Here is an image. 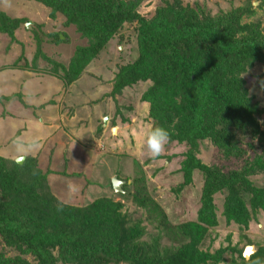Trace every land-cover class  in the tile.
<instances>
[{"label": "trees", "instance_id": "16d2710c", "mask_svg": "<svg viewBox=\"0 0 264 264\" xmlns=\"http://www.w3.org/2000/svg\"><path fill=\"white\" fill-rule=\"evenodd\" d=\"M30 1L45 6L52 18L61 15L63 26H74L85 40L66 64L53 62L48 72L65 83L79 79L110 40L130 44L135 56L116 66L109 93L147 84L140 98L149 105L150 130L164 127L170 133L167 144L187 146L177 168L182 180L170 189L181 195L197 171L200 197L194 219L173 223L135 162L122 191L108 183L115 194L142 207L144 218L105 196L86 205L64 203L34 155L18 163L0 154V245L17 252L6 256L0 250V264H28L26 256L36 264H264V243L245 232L234 243L214 245L219 217L240 230L264 219V110L244 77L255 65L264 68V13L254 18L257 9L264 12V0L215 14L197 0H160L147 15L138 10L144 0ZM23 20L0 11V33L14 40ZM125 24H134L131 39L121 34ZM50 35L66 41L62 34ZM101 125L96 137H103ZM204 140L225 159L239 160V167L204 164L196 156ZM240 244L254 246L248 259Z\"/></svg>", "mask_w": 264, "mask_h": 264}, {"label": "rangeland", "instance_id": "374dc122", "mask_svg": "<svg viewBox=\"0 0 264 264\" xmlns=\"http://www.w3.org/2000/svg\"><path fill=\"white\" fill-rule=\"evenodd\" d=\"M184 1L193 3L195 0ZM197 1L215 14L248 0ZM250 2L257 6L258 0ZM158 3L160 0H144L139 13L150 14ZM0 11L12 18L24 19L14 32V40L0 33V96L15 93L10 101L0 98V154L15 160L23 157L22 161L27 155H34L37 166L47 172L49 185L61 202L86 205L96 197L105 196L121 202L122 210L144 218L146 211L142 207L129 197L123 199L115 194L108 183L115 175L120 180L125 176L132 177L136 162L145 175L148 192L169 220L177 223L194 219L200 197L199 172H193L192 183L181 195L176 197L170 189L182 180V173L177 172V168L187 146L174 142L166 144L155 159L148 153L149 105L140 98L147 84H134L117 95L109 93L116 66L135 56L130 51V44L120 43L117 37L110 40L97 58L88 63L79 79L65 83L48 72L55 67L53 62L66 64L75 47L85 44L75 27H64L61 15L52 18L45 6L30 0H0ZM263 13L257 9L254 18H262ZM51 32L62 34V39L66 36V41L51 39ZM133 32L134 24H125L121 29V34L129 39ZM244 77L264 110L263 66L255 65ZM17 95L21 100L16 98ZM113 116L114 124H111ZM99 123H102L103 137L95 135ZM196 156L204 164L222 166L223 169H237L240 164L232 157L225 159L208 140L199 143ZM69 192L73 195L68 196ZM219 199L216 200L219 202ZM214 228L218 233L214 241L216 247L228 240L234 243L241 232L264 243L263 218L240 230L237 225L227 224L219 217ZM246 246L243 245V251ZM0 250L6 256L17 254L3 245ZM24 258L28 264H36L33 257Z\"/></svg>", "mask_w": 264, "mask_h": 264}, {"label": "clouds", "instance_id": "9594fccd", "mask_svg": "<svg viewBox=\"0 0 264 264\" xmlns=\"http://www.w3.org/2000/svg\"><path fill=\"white\" fill-rule=\"evenodd\" d=\"M169 140H170V133L166 128L161 126L153 127L147 133L146 136V147L150 157L153 159L159 157L165 145L169 142Z\"/></svg>", "mask_w": 264, "mask_h": 264}, {"label": "water", "instance_id": "95a60500", "mask_svg": "<svg viewBox=\"0 0 264 264\" xmlns=\"http://www.w3.org/2000/svg\"><path fill=\"white\" fill-rule=\"evenodd\" d=\"M23 157L17 158L16 161L18 163L22 162ZM124 184L123 180H120L117 178V176H113L112 180H111V185L114 189V191H122L121 186ZM254 248L253 245H247L243 251V257L248 259L250 257V255L254 252Z\"/></svg>", "mask_w": 264, "mask_h": 264}]
</instances>
